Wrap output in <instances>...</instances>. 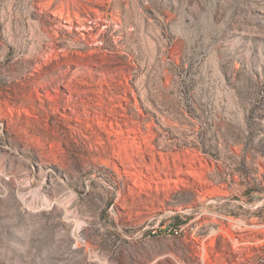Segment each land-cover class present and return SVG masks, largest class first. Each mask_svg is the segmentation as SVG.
I'll return each mask as SVG.
<instances>
[{"label":"rangeland","instance_id":"rangeland-1","mask_svg":"<svg viewBox=\"0 0 264 264\" xmlns=\"http://www.w3.org/2000/svg\"><path fill=\"white\" fill-rule=\"evenodd\" d=\"M0 264H264V0H0Z\"/></svg>","mask_w":264,"mask_h":264},{"label":"bare ground","instance_id":"bare-ground-1","mask_svg":"<svg viewBox=\"0 0 264 264\" xmlns=\"http://www.w3.org/2000/svg\"><path fill=\"white\" fill-rule=\"evenodd\" d=\"M123 120H125V121H126V119H123Z\"/></svg>","mask_w":264,"mask_h":264}]
</instances>
